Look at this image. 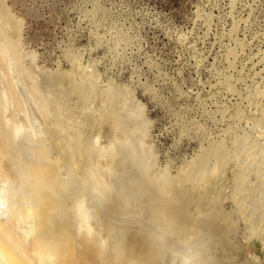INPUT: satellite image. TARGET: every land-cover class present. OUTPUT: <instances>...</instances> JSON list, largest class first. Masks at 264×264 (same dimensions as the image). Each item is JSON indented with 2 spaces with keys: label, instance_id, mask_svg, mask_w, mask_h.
<instances>
[{
  "label": "bare ground",
  "instance_id": "6f19581e",
  "mask_svg": "<svg viewBox=\"0 0 264 264\" xmlns=\"http://www.w3.org/2000/svg\"><path fill=\"white\" fill-rule=\"evenodd\" d=\"M6 1L0 0V264H233L235 258L228 245H224L228 254L217 252L220 244L233 237V225L223 211L193 201V194L180 193L178 188L191 184L208 196L215 180L227 172L232 157L240 168L233 195L251 235L258 236L264 225V210L261 213L259 208V204L264 205L263 148L249 139L236 138L234 151L227 148L229 145L225 147L227 142L223 141L224 146L216 142L179 176L173 177L168 170L154 174L151 160L148 165L140 163L127 147L132 134L129 126H136L131 125L136 118L131 122L122 118L109 96L103 100V109L75 102L82 107L79 117L71 103L55 99L60 90L76 101L82 96L93 99L97 76L78 85L76 78L85 77L87 69L79 68L75 74L73 68V74L52 77V98L47 97L51 85L47 96L40 92L37 72L24 66L30 63L34 67L31 64L36 58L23 63L19 53L22 24L11 16ZM258 113L264 120L263 106ZM89 123L109 138L97 156L85 132ZM140 138L132 141L138 143ZM133 142L130 145L139 144ZM242 162L244 166H240ZM253 175L260 179L257 187L250 186Z\"/></svg>",
  "mask_w": 264,
  "mask_h": 264
},
{
  "label": "rangeland",
  "instance_id": "374dc122",
  "mask_svg": "<svg viewBox=\"0 0 264 264\" xmlns=\"http://www.w3.org/2000/svg\"><path fill=\"white\" fill-rule=\"evenodd\" d=\"M6 5L19 26L22 24L19 53L23 63L37 59L31 64L37 70L30 63L24 66L37 72L40 92L52 98V77L77 74L79 68L87 71L85 77L76 78L78 85L97 76L93 99L82 96L76 101L63 90L55 99L71 103L79 117L82 107L75 102L103 109V100L109 96L122 118L129 122L136 118L131 124L136 126H129L132 134L127 147L140 163L148 165L151 160L152 168L148 167L154 174L168 170L173 177L179 176L213 143L227 142L225 147L229 145L227 148L234 151L235 140L249 139L264 150V120L258 113L264 107V96L260 95L264 92V0H7ZM129 99H135V104ZM144 116H148L146 120ZM85 129L97 156V150L106 142L107 146L109 138L95 124H85ZM137 137H142L138 139L141 145V139H145L146 146H142L146 151L143 147L140 151L141 145L133 142ZM132 142L138 145H130ZM232 159L208 196L198 193L191 184L178 191L191 193L193 201L223 211L233 225V237L229 234L228 240L235 248L231 250L229 242L220 244L218 254H228L229 250L236 264H264V225L259 237L251 235L233 195L240 168ZM258 167L263 170L261 164ZM259 181L253 175L250 186L257 187ZM262 185L264 188V182ZM262 206L259 204L261 213ZM224 245L231 248L227 250Z\"/></svg>",
  "mask_w": 264,
  "mask_h": 264
}]
</instances>
